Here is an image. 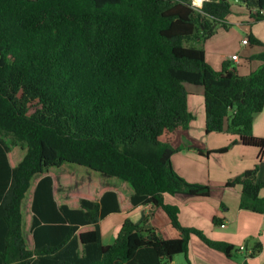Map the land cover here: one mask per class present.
Returning <instances> with one entry per match:
<instances>
[{"label":"trees","instance_id":"1","mask_svg":"<svg viewBox=\"0 0 264 264\" xmlns=\"http://www.w3.org/2000/svg\"><path fill=\"white\" fill-rule=\"evenodd\" d=\"M237 1L249 17L264 20V0ZM231 6L229 0H204L200 8L191 0H0V264H170L177 254L186 258L191 235L231 256L232 244L181 225L177 205L164 200L210 196L208 185L186 181L171 163L183 148L211 152L171 144L194 119L189 83L203 87L205 132L236 135L216 152L234 143L259 150L254 167L226 185L241 186L240 208L264 213L258 177L264 137L252 133L264 106V52L254 55L258 68L243 75L227 60L213 69L204 48L193 44L227 28ZM247 42L263 46L253 34ZM10 145L25 150L14 166ZM66 164L126 184L131 204L160 207L178 236H159L142 215L123 219L114 241L103 244L99 222L120 210L117 193L106 189L73 205L56 198L50 169ZM27 195L31 247L23 235ZM261 248L254 242L249 255Z\"/></svg>","mask_w":264,"mask_h":264},{"label":"crops","instance_id":"2","mask_svg":"<svg viewBox=\"0 0 264 264\" xmlns=\"http://www.w3.org/2000/svg\"><path fill=\"white\" fill-rule=\"evenodd\" d=\"M243 6L246 9L245 5ZM232 11L236 12V7L231 6V12ZM248 20H250L251 23ZM257 22L258 21H255L249 17L248 12V19L244 21L241 20L240 22H238V24L245 28L247 38L249 34H253L258 40L263 43L264 46V27L260 26L259 28H255V25L253 24ZM204 50L207 62L215 70L221 69L222 62L224 60L229 61L230 67H234L240 74L243 75L254 71L261 64V61L259 60H256V62H254L255 59L253 58L254 55L261 53V51H251V54L246 56L245 59H242V57H240V55L237 53L239 55V61L236 63L228 59L231 54H234L233 52L230 55L228 54L227 56L220 54V57H209L207 54L208 51L205 48ZM193 90L194 91L189 92L187 106L188 110L194 115V119L190 121L187 129H178L177 132H175L172 137L171 144L173 146H180L184 143H191L193 146L202 149L204 152L208 150H210L211 152L209 154H199L193 148H183L172 155L171 163L174 170L186 181L206 184L211 188L210 193L212 194L214 187L210 178V172L208 173V176H204L202 173V169L205 168H202V166H198L197 163L192 165L193 160L196 161L203 159L206 162L205 167L208 170L209 160L214 155H221L224 153L227 154L229 152H235L241 156H244V154H248L251 159H249V161L245 163V165L241 169L247 170L253 168L257 163L259 150L252 146H245L240 143H234L225 152H216V150H218L219 148L228 145L231 140L236 138V135H233L226 131H221L217 133H222L225 138L222 136H214V143H211L209 140L207 141V139L211 137V134L210 132H204L203 134V131H205L203 87L199 89L195 88ZM195 95L199 99H201V105H199V114L194 111L192 106V103L194 102L193 98ZM197 117H199L201 121H198ZM252 133L256 136L264 137V106L261 112L255 114L253 117ZM178 159L183 160L182 162H178ZM11 166L13 165L11 164ZM261 170L263 172L262 174ZM233 177L234 175L226 178L225 183L223 184V186H225L224 188L228 189L229 187L231 189H236L237 191L239 189L241 190V186L239 185L240 188H238V184L234 186L226 185V182ZM258 177L260 179H264V167L262 166V164L259 165ZM102 179V184L105 183L109 185V188H103L98 196H100V194L103 193L106 189H113L117 193L120 205V210L118 212L107 214L99 222L101 230V241L103 244H109L114 241L123 219L129 217L133 221H138L142 215L148 216V224L155 229L159 236L163 238H173L178 236V232L171 226L167 214L160 207L152 208L149 204L133 206L129 201L131 189L126 184H123L121 182L115 183L109 178ZM219 186H222V183H220ZM210 197L211 195L207 198H198L178 194L175 196L164 195V200L167 203L177 205L178 220L181 225L185 227L197 228L212 240H220L232 244L233 246H235L234 251H236L239 258H234L233 260V252L231 253V256L228 257L216 249L209 248L198 239L190 238L187 256L185 259L188 260L190 264H264V213H258L240 208V200L238 201V203H227V201L224 200V196L218 198L217 200H210ZM217 214L223 216L222 222L220 224H214L212 222L213 217ZM105 223L106 227L104 226ZM106 233L110 235V238L105 236ZM105 238H107V241H104ZM252 238H254V241H250ZM256 241H259L261 243V251L257 255L250 256L249 253L251 250V246ZM241 246H244L243 249H240ZM237 260H239V263H237ZM176 263L177 262L175 258H173L170 262V264Z\"/></svg>","mask_w":264,"mask_h":264},{"label":"rangeland","instance_id":"3","mask_svg":"<svg viewBox=\"0 0 264 264\" xmlns=\"http://www.w3.org/2000/svg\"><path fill=\"white\" fill-rule=\"evenodd\" d=\"M229 2L232 4V7H236V12L232 11L227 16V22L229 23L228 27L224 28L219 26L217 27L214 36H212L211 38L205 41H199V42L195 41L193 42V44L196 47L199 46L205 48L208 51L207 54L209 57L212 56L220 57V54L227 56L228 54L230 55L233 52V53H238L240 57H242V59H245L246 56L251 54V51L264 52V46H258L251 43L244 45L242 43V38H247V33L245 28L240 26L238 22H240L241 20L242 21L247 20L249 11L245 9L242 3L240 4L237 0H229ZM250 18L255 20L253 17ZM248 21L250 22V20ZM253 25H255V28H259L260 26L264 27V20L258 21ZM256 60L257 59H255L254 62H256ZM185 88L188 92H191L194 91L193 89L195 88L197 89L202 88V86L185 83ZM193 100H194V102L192 103L193 109L197 114H199V105H201V99H199L195 95ZM197 120L201 121L199 117H197ZM204 132L205 131H203V134ZM210 134L211 137H209L207 141L209 140L211 143H214V139H213L214 136H222L225 138V136L222 133L210 132ZM24 153L25 150L21 149L19 146L10 145V151L8 154L10 163L13 166L16 165L21 160ZM249 159H251V157L248 154H244V156H241L235 152H229L227 154L224 153L221 155L212 156L209 160L208 170L205 167L206 162L203 159L196 161L193 160L192 165L197 163L198 166H202V168H205L202 169V173L204 176H208V173L210 172V178L212 181V185L214 187L212 194L210 193L211 195L210 200L212 199L217 200L218 198L224 196V200L227 201V203H232V202L238 203L241 196V190L239 189L237 191L236 189H231L229 187L228 189H225L224 188L225 186H223V184L225 183L226 178L232 175H234V177L240 175L244 171L241 170L242 167L245 165V163L249 161ZM182 160L183 159H178V162L179 161L182 162ZM88 171L89 170H84L83 168H77L75 165H69V164H66L62 168L50 169V172L56 179L55 182L56 192L58 193L56 195V198L59 197L60 194L61 196H64L63 197L64 201L66 200L68 204L73 205L74 203H77L78 197L93 198L103 188L109 187V185L105 183L102 184L103 179L99 177L98 175L99 173L93 171L91 172L89 171V173H87ZM262 173L263 172L261 170V174ZM220 183H222V186H219ZM238 188H240L239 185ZM260 196H264V188L262 189ZM29 198L30 197L27 195L23 203V235L26 241V245L31 247L32 237L30 233L31 213L29 209ZM104 226L106 227V223L104 224ZM105 236L110 238V235L107 233L105 234ZM190 238L198 239L200 242L204 243L196 235H191ZM104 241H107V238H105ZM250 241H254V238H252ZM233 253L234 254L232 256V259L233 260L234 258L238 259L239 256L236 253V251H233ZM174 258L177 262L176 264H187V260L185 259L183 254H177L174 256ZM237 263H239V260H237Z\"/></svg>","mask_w":264,"mask_h":264},{"label":"built area","instance_id":"4","mask_svg":"<svg viewBox=\"0 0 264 264\" xmlns=\"http://www.w3.org/2000/svg\"><path fill=\"white\" fill-rule=\"evenodd\" d=\"M203 1H204V0H201L200 3H199L198 0H191V5H192L193 7L200 8L201 5H202V3H203ZM259 12H260L261 14L264 13L263 10H260ZM242 43H243V44L248 43V42H247V38L242 39ZM228 59L237 63V62L239 61V55H238L237 53L231 54V55L228 57ZM240 249H243V246H241Z\"/></svg>","mask_w":264,"mask_h":264},{"label":"bare ground","instance_id":"5","mask_svg":"<svg viewBox=\"0 0 264 264\" xmlns=\"http://www.w3.org/2000/svg\"><path fill=\"white\" fill-rule=\"evenodd\" d=\"M201 0H198V2L200 3ZM244 247V246H243Z\"/></svg>","mask_w":264,"mask_h":264},{"label":"clouds","instance_id":"6","mask_svg":"<svg viewBox=\"0 0 264 264\" xmlns=\"http://www.w3.org/2000/svg\"><path fill=\"white\" fill-rule=\"evenodd\" d=\"M202 6V5H201Z\"/></svg>","mask_w":264,"mask_h":264}]
</instances>
